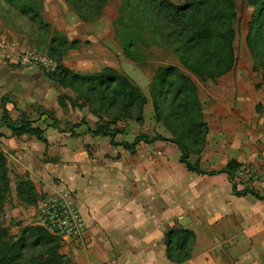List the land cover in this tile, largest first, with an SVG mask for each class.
<instances>
[{"label":"rangeland","instance_id":"obj_1","mask_svg":"<svg viewBox=\"0 0 264 264\" xmlns=\"http://www.w3.org/2000/svg\"><path fill=\"white\" fill-rule=\"evenodd\" d=\"M160 1L0 0V60L30 75L18 76L21 82L14 86L19 93L0 88V99L11 96L7 104L0 102V129L6 126L1 118L13 122L25 112L35 127L54 124L51 115L67 131L75 125L92 130L107 126L117 142L133 143L141 134L165 136L169 142H141L133 153L113 146L122 163L137 168L141 184L149 182L151 165L164 164L165 153L171 165L179 166L181 142L189 149V160L202 169L221 170L232 160L251 166L253 176L245 181L234 177V183L264 196V33L257 45L258 25L254 33L250 27L252 1L206 0L210 8L197 6L191 14H179L175 23ZM195 20L205 23L210 39L180 38L184 24ZM189 28L186 33L193 31ZM124 31L143 35L133 47L137 58L122 45ZM105 68L127 78L140 97L125 101L122 93L115 94L116 81L108 89L93 88L94 78L88 77ZM63 69L72 73L67 87L54 80ZM188 132L192 137L186 139ZM7 155L8 183L0 185L8 186V192L0 221L15 241L24 240L15 264H72L62 252L64 242L42 239L34 244L30 232L23 233L25 227L38 226L39 202L54 194L37 191L35 203L23 201L17 187L32 173ZM26 160L38 167L36 159ZM36 180L42 188L51 182L41 175Z\"/></svg>","mask_w":264,"mask_h":264},{"label":"crops","instance_id":"obj_2","mask_svg":"<svg viewBox=\"0 0 264 264\" xmlns=\"http://www.w3.org/2000/svg\"><path fill=\"white\" fill-rule=\"evenodd\" d=\"M25 73L0 60V88L16 92L18 76L30 77ZM41 128L47 143L12 135L4 126L0 150L7 161L9 153L29 170L35 184L39 175L51 179L43 188L36 184L38 192H70L75 198L86 228L80 238L62 240L72 264H177L166 247L173 226L196 235L191 258L180 264H264V200L235 195L225 173L198 174L179 160L176 167L165 153L164 164L151 165L149 182L141 184L137 168L117 158L108 137L95 136L84 125L73 131ZM25 159H36L38 167Z\"/></svg>","mask_w":264,"mask_h":264},{"label":"trees","instance_id":"obj_3","mask_svg":"<svg viewBox=\"0 0 264 264\" xmlns=\"http://www.w3.org/2000/svg\"><path fill=\"white\" fill-rule=\"evenodd\" d=\"M254 5V14L253 19L251 22V31L254 33L255 27L258 25V28L256 32L260 34V36L257 39V45L260 40L263 38L264 33V0H251ZM160 4L162 7H164L167 11L170 12V16L173 19V22H177L176 17H178L179 14L186 15L191 14V11L194 10L195 7H199L200 9L210 8V1L206 0H189L185 2L184 4H176L173 2H170L169 0H161ZM194 22V23H193ZM186 25V26H185ZM175 24V28H176ZM193 29L192 32H187V28ZM184 28V34L182 33L183 40H186L187 42H195L205 39H210L212 37V33H209L207 29L205 28L204 22L199 21H191L190 23H186L183 26ZM173 29V28H172ZM122 45L126 50V53L129 56H133V58L137 55V52L133 49V47L137 46L135 45V40L142 42L141 39L143 37L140 36V34H129L127 31H124L122 33ZM260 50L264 51V46L260 47ZM65 73H61L57 76V78H54V80H57L60 85L67 87L69 86V75L70 71L68 69H63ZM165 73V72H164ZM166 75V74H165ZM88 78H94L93 88L102 87L103 89H108L107 86L110 84H113L115 81L118 83L117 88L115 89V94L122 93L124 96V100L129 102H133L135 99V96L140 97V93L137 87L132 86L128 79L119 75L114 70L110 68L103 69L100 73L90 75ZM109 79V83H107L105 80ZM158 82H160L163 85H166L165 82L161 77H159ZM157 82V83H158ZM98 90L94 89V92H97ZM96 95V94H95ZM11 96L8 94H5L1 97L0 102L7 104L8 101H10ZM59 102H61V105H65L62 97H59ZM45 112H48L51 114L50 110L44 109ZM26 113L22 112L21 117H19L16 121H11L10 119L1 118V120L6 124V127H8L12 135L21 136V135H29L34 136L38 138L39 140H42L43 142L47 143V139L44 136V131L39 126H32L30 121L26 119ZM53 119L54 124H51V126L57 127L60 125L59 119L54 118L52 115L50 117ZM79 126V125H75ZM102 128H106V131H102ZM64 130V129H62ZM88 130L91 134L97 136V135H103L109 137L110 144L112 146H122L125 150L130 151L131 153L135 152L137 150L138 145L141 142L145 143H153L155 141H170L168 137L155 135V136H149L148 134H141L135 138V141L133 143H128L125 141L117 142L115 133H113L110 130H107V126H99L96 130H92L90 127H88ZM75 134V133H73ZM192 134L190 132L187 133V138H191ZM181 155L179 157V162L183 164L188 170L196 172L198 174H216V173H225L228 175L229 181L232 183V191L237 196H244L247 194H252L259 200H264V196L260 195L257 191L250 189L248 187H245L243 189H238L237 184L234 183V177L236 175V171L242 166L241 162L238 161H230L226 167H224L221 170H212L208 171L205 169H202L199 164H194L189 160L190 154L189 149L185 148V146L181 142H177ZM7 158L4 155V153L0 150V181H3L5 183H8L7 179ZM8 192V186L0 185V218L3 215V205L5 203V197ZM17 193L18 196L25 201L28 204H33L37 201V198L39 197L37 195V188L36 185L31 181L30 179H23L18 187H17ZM30 232V235L32 237V242L34 244H38L42 239L46 240L47 242L51 243L52 241H62L60 237L53 236L49 234L44 228L40 226H30L25 227L23 229V233ZM27 234V233H26ZM9 233L6 227L2 226V221H0V264H15L16 260L20 257L21 254V238L17 239L16 241L11 237L9 238ZM7 238V239H6ZM6 239V240H5ZM24 241V240H23ZM196 241V235L193 231L189 229H185L182 227H176L173 226L166 234V247H167V256L168 258L177 264H180L182 262H185L189 260L192 256L193 247L195 245ZM2 246H5L2 248ZM39 264V263H36ZM45 264V263H42Z\"/></svg>","mask_w":264,"mask_h":264},{"label":"built area","instance_id":"obj_4","mask_svg":"<svg viewBox=\"0 0 264 264\" xmlns=\"http://www.w3.org/2000/svg\"><path fill=\"white\" fill-rule=\"evenodd\" d=\"M25 60H29L28 57ZM39 63V61H36ZM37 65V64H36ZM264 164V157L262 158ZM254 170L249 165H242L236 171V177L248 180ZM38 226L49 234L60 237L63 241L80 238L85 232V219L77 207L75 198L70 192L54 194L42 199L38 207ZM99 264H119L116 261H106Z\"/></svg>","mask_w":264,"mask_h":264}]
</instances>
